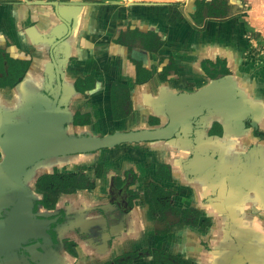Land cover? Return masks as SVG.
I'll return each mask as SVG.
<instances>
[{
	"label": "flooded vegetation",
	"instance_id": "obj_1",
	"mask_svg": "<svg viewBox=\"0 0 264 264\" xmlns=\"http://www.w3.org/2000/svg\"><path fill=\"white\" fill-rule=\"evenodd\" d=\"M73 1L109 0H0V122L27 121L30 96L44 91L51 73L65 87L69 135L167 131L161 138L44 161L23 176L28 191H20L21 199L13 194V173L2 175L0 168V264H264V66L254 65L264 55V36L216 35L214 47L203 46L198 67L183 68L192 78L181 89L138 96L135 86L155 78L180 81L181 70L174 56H159L157 68L138 60L140 53L158 55L164 48L155 31L131 23L126 31L116 29L112 41L128 51L136 75L131 83H112L111 117L100 132L89 111L99 79L83 68L71 71L80 60L72 44L82 18L65 4ZM225 1L198 0L193 27L205 31L208 21H224L230 13ZM234 6L233 18L244 11ZM226 78L252 109L245 127L233 126L231 109L173 104L192 96L232 102L229 86L196 94ZM134 97L155 98L139 107ZM175 107L181 118L171 132ZM0 133L8 144L2 128ZM4 158L0 147V165Z\"/></svg>",
	"mask_w": 264,
	"mask_h": 264
},
{
	"label": "crops",
	"instance_id": "obj_2",
	"mask_svg": "<svg viewBox=\"0 0 264 264\" xmlns=\"http://www.w3.org/2000/svg\"><path fill=\"white\" fill-rule=\"evenodd\" d=\"M246 1V5L244 2ZM226 0V6L230 8L228 16L224 17V21H208L204 27L205 31H199L193 27L191 14L196 9L190 5L189 0H109L104 5H93L92 7H83L79 9L82 18L78 20L80 33L75 37L73 42V51L76 50L77 56H80L78 65L71 68L75 70H85L88 73L95 74L98 77V85L94 92L93 104L89 111L96 121H100V129L105 130L103 120H110V91L111 85L115 80H125L133 82L135 79V68H133L128 60V51L112 41V35L116 29L127 27L130 23L133 28H139L145 32L148 30L155 31L165 41L164 48L157 55L140 53L138 60L145 64H152L157 68L159 56H174L180 71V81L163 84L157 78L151 83L144 86H135L134 93L139 96L147 93H164L168 90L176 92L183 87L185 79L192 78L183 68H197L201 60V50L203 46L209 44L215 45L214 39L216 35H222L226 39L229 36L239 37L244 32H260L264 36V0ZM114 2H120L121 5H112ZM236 5V6H234ZM246 6L244 11L238 13L233 18V6L238 9ZM1 14H8L7 10ZM84 12V13H83ZM236 12V11H235ZM220 38V37H218ZM105 50H102L103 44ZM261 43V42H260ZM217 46V44H216ZM264 46V42H262ZM107 52H110L107 55ZM82 64H85L84 66ZM81 65V67H80ZM254 65L264 66V55L260 52V56L254 60ZM177 89V90H176ZM82 100L81 97H77ZM155 97H134L137 106L144 107L146 100L153 102ZM145 104V105H144ZM140 117V116H138ZM123 124V123H122ZM136 123H130L135 127ZM108 126H112L108 124ZM129 126V123L128 125ZM96 131L95 126L93 127ZM99 133V132H98Z\"/></svg>",
	"mask_w": 264,
	"mask_h": 264
},
{
	"label": "water",
	"instance_id": "obj_3",
	"mask_svg": "<svg viewBox=\"0 0 264 264\" xmlns=\"http://www.w3.org/2000/svg\"><path fill=\"white\" fill-rule=\"evenodd\" d=\"M197 0H189L190 5L197 9ZM68 6L77 7L79 9L83 7H92L95 5L90 2L73 1L71 3H65ZM112 5H121L120 2H114ZM76 9V11H77ZM194 14V13H193ZM191 14V15H193ZM62 20H64L62 18ZM124 31L127 27H122ZM133 28V27H132ZM121 30V28H119ZM59 71V69H57ZM51 79L44 88V91H37L30 97H34L27 105V121H14L4 123L0 122V130L5 133L4 141L0 137V147L5 153L4 162L0 165L2 175L13 173V194L16 198L21 199L18 196L20 191H28V188L22 183L23 176L27 177L30 174V170L38 167L44 161L51 159L66 157L72 154L90 153L102 148H112L123 142H137L144 139L161 138L166 134V129H158L157 132H142V133H115L106 137H93V136H74L69 135L66 132L65 124L68 120V115L65 110L62 109L64 105L65 97L63 89L65 88L60 79L58 78L57 84L54 83L53 74L50 73ZM228 84V85H227ZM220 85V86H219ZM213 85L211 88L197 92L196 94L214 93L218 92L220 87L229 86L233 88V101L231 99L222 97L220 100L215 101V97H182L180 100H173L174 102L181 103L179 109H227L232 110L233 126L245 127L244 117L248 113L252 112L251 107L241 98L238 90L235 87L234 82L226 78L222 84ZM225 90L224 88H222ZM215 90V91H214ZM65 93V92H64ZM176 108V107H175ZM177 109V110H176ZM172 111L171 121L174 129L169 131H176V126H179L178 119L181 115L178 114V108ZM1 135V133H0ZM12 142V144H10ZM199 154L196 155V158ZM52 164L47 163L45 167L51 171ZM204 170V169H203ZM5 178V177H4ZM9 179V178H8ZM31 200L33 195L30 193ZM26 199V197H24ZM32 204V203H31ZM27 205V202H25ZM25 217L28 216V212L22 213ZM27 219V218H26ZM25 219V220H26Z\"/></svg>",
	"mask_w": 264,
	"mask_h": 264
},
{
	"label": "trees",
	"instance_id": "obj_4",
	"mask_svg": "<svg viewBox=\"0 0 264 264\" xmlns=\"http://www.w3.org/2000/svg\"><path fill=\"white\" fill-rule=\"evenodd\" d=\"M197 2H198V0L196 1V5H197V11H198V12H200L201 8L199 9V7H198L199 5H198V3H197ZM201 2H202V1H201ZM204 4H206V5H207V3H204ZM221 12H222V11H221ZM195 13H196V12H195Z\"/></svg>",
	"mask_w": 264,
	"mask_h": 264
},
{
	"label": "rangeland",
	"instance_id": "obj_5",
	"mask_svg": "<svg viewBox=\"0 0 264 264\" xmlns=\"http://www.w3.org/2000/svg\"><path fill=\"white\" fill-rule=\"evenodd\" d=\"M179 1H181V0H179ZM244 1H245V0H244ZM245 3H246V1L244 2V5H246ZM240 8H241V9H243V8L246 9L247 7L244 6V7H240ZM244 9H243V10H244ZM238 13H239V11H237V14H238Z\"/></svg>",
	"mask_w": 264,
	"mask_h": 264
}]
</instances>
